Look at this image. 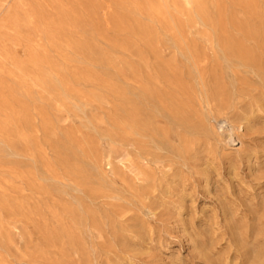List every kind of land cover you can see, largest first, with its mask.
<instances>
[{
  "label": "rangeland",
  "instance_id": "obj_1",
  "mask_svg": "<svg viewBox=\"0 0 264 264\" xmlns=\"http://www.w3.org/2000/svg\"><path fill=\"white\" fill-rule=\"evenodd\" d=\"M0 264H264V0H0Z\"/></svg>",
  "mask_w": 264,
  "mask_h": 264
},
{
  "label": "bare ground",
  "instance_id": "obj_2",
  "mask_svg": "<svg viewBox=\"0 0 264 264\" xmlns=\"http://www.w3.org/2000/svg\"><path fill=\"white\" fill-rule=\"evenodd\" d=\"M239 34V33H238ZM258 42V41H257ZM195 52V51H194ZM196 54V53H195ZM194 54V55H195ZM157 55V54H156ZM229 55H231L230 53H229ZM154 58V57H153ZM231 58H232V56H231ZM197 59V58H196ZM213 60H215V59H213ZM199 62V61H198ZM213 62V61H212ZM238 64V63H237ZM201 65H203V64H201ZM216 65V64H215ZM241 66V65H240ZM204 71V70H203ZM205 75V74H204ZM198 76V75H197ZM198 81V80H197ZM203 81V80H202ZM215 84V83H214ZM140 99V98H139ZM142 99V98H141ZM225 103H226V101H225ZM131 106V105H130ZM133 111H134V107H133ZM135 117V116H134ZM221 125V124H220ZM225 125V124H224ZM227 126V125H226ZM229 129V128H228ZM232 129V127L230 128V130ZM243 130V129H242ZM231 139V138H230ZM234 141L235 140H233L232 142H233V144H234ZM230 145V144H229ZM257 151V150H256ZM261 151V150H260ZM154 152H155V150H154ZM140 155V154H139ZM247 164V163H246ZM249 168V167H248ZM208 177V176H207ZM222 182V181H221ZM175 207V206H174ZM195 209V208H194ZM236 226V225H235ZM204 252V251H203Z\"/></svg>",
  "mask_w": 264,
  "mask_h": 264
}]
</instances>
